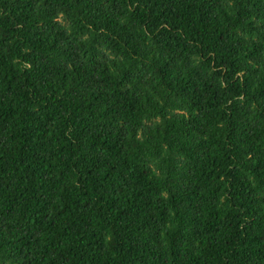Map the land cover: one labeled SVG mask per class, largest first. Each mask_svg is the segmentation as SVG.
Returning <instances> with one entry per match:
<instances>
[{
	"label": "trees",
	"instance_id": "16d2710c",
	"mask_svg": "<svg viewBox=\"0 0 264 264\" xmlns=\"http://www.w3.org/2000/svg\"><path fill=\"white\" fill-rule=\"evenodd\" d=\"M0 264H264V0H0Z\"/></svg>",
	"mask_w": 264,
	"mask_h": 264
}]
</instances>
